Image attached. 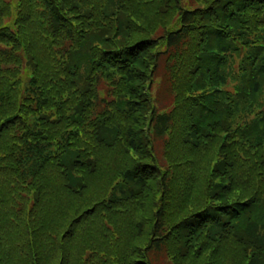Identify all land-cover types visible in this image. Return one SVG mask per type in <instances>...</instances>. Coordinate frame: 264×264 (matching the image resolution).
Here are the masks:
<instances>
[{
    "label": "trees",
    "instance_id": "16d2710c",
    "mask_svg": "<svg viewBox=\"0 0 264 264\" xmlns=\"http://www.w3.org/2000/svg\"><path fill=\"white\" fill-rule=\"evenodd\" d=\"M0 264H264V0H0Z\"/></svg>",
    "mask_w": 264,
    "mask_h": 264
},
{
    "label": "rangeland",
    "instance_id": "374dc122",
    "mask_svg": "<svg viewBox=\"0 0 264 264\" xmlns=\"http://www.w3.org/2000/svg\"><path fill=\"white\" fill-rule=\"evenodd\" d=\"M183 2H184V4H185L186 0H183Z\"/></svg>",
    "mask_w": 264,
    "mask_h": 264
}]
</instances>
